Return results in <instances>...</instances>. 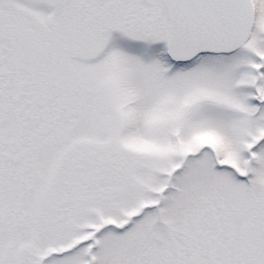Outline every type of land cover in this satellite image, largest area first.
<instances>
[{
    "label": "snow or ice",
    "instance_id": "snow-or-ice-1",
    "mask_svg": "<svg viewBox=\"0 0 264 264\" xmlns=\"http://www.w3.org/2000/svg\"><path fill=\"white\" fill-rule=\"evenodd\" d=\"M0 264H264V0H0Z\"/></svg>",
    "mask_w": 264,
    "mask_h": 264
}]
</instances>
